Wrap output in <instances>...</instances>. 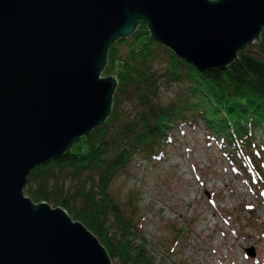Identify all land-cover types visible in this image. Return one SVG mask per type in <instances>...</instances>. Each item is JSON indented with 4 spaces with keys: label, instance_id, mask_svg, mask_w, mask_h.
I'll use <instances>...</instances> for the list:
<instances>
[{
    "label": "water",
    "instance_id": "1",
    "mask_svg": "<svg viewBox=\"0 0 264 264\" xmlns=\"http://www.w3.org/2000/svg\"><path fill=\"white\" fill-rule=\"evenodd\" d=\"M140 22L204 72L259 39L264 0H0V264H111L66 207L23 188L34 167L106 121L117 87L101 75L107 49Z\"/></svg>",
    "mask_w": 264,
    "mask_h": 264
},
{
    "label": "trees",
    "instance_id": "2",
    "mask_svg": "<svg viewBox=\"0 0 264 264\" xmlns=\"http://www.w3.org/2000/svg\"><path fill=\"white\" fill-rule=\"evenodd\" d=\"M144 24L107 49L101 75L115 74L117 87L106 121L64 155L34 167L23 188L32 201L66 207L72 221L96 234L118 264L153 262L137 230L138 193L128 194L127 204L121 205L111 196V185L132 169L136 158L163 160L179 127L196 125L204 141L216 145L264 198V149L253 141L258 131L264 134V29L225 68L199 72L149 40L148 31L142 34ZM120 46L126 47L123 56ZM163 84L171 93L164 103L158 101ZM120 103L128 109L120 110ZM135 239L142 244H133Z\"/></svg>",
    "mask_w": 264,
    "mask_h": 264
},
{
    "label": "rangeland",
    "instance_id": "3",
    "mask_svg": "<svg viewBox=\"0 0 264 264\" xmlns=\"http://www.w3.org/2000/svg\"><path fill=\"white\" fill-rule=\"evenodd\" d=\"M118 51L123 56L126 47ZM166 88L159 87V102L171 95ZM177 130L163 160L134 159L132 169L110 188L121 205L127 204L128 194L138 193L137 230L147 257L153 264H264V201L244 173L204 141L198 127ZM253 141L263 151L261 131ZM249 249L252 257L245 253Z\"/></svg>",
    "mask_w": 264,
    "mask_h": 264
}]
</instances>
